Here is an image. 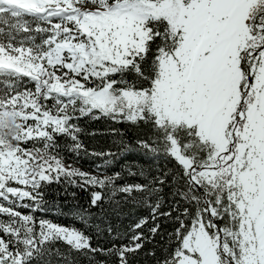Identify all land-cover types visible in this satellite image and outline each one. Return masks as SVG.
<instances>
[{
    "label": "snow or ice",
    "instance_id": "obj_1",
    "mask_svg": "<svg viewBox=\"0 0 264 264\" xmlns=\"http://www.w3.org/2000/svg\"><path fill=\"white\" fill-rule=\"evenodd\" d=\"M141 256L264 264V0H0V264Z\"/></svg>",
    "mask_w": 264,
    "mask_h": 264
},
{
    "label": "trees",
    "instance_id": "obj_2",
    "mask_svg": "<svg viewBox=\"0 0 264 264\" xmlns=\"http://www.w3.org/2000/svg\"><path fill=\"white\" fill-rule=\"evenodd\" d=\"M82 124H84L85 127L92 129V128H104L105 124L102 121H96V122H87V121H82ZM124 127V126H121ZM135 129H129L128 130V137L129 139H134V134H135ZM85 142L91 147V146H103L106 145L109 141L108 137H96V138H89V137H84ZM125 160L129 161V162H133V161H139L141 164L145 163V160L141 157H139L136 154H130L127 157L123 158L120 160L119 164L116 165V170L119 169V166L125 163ZM93 163V161H89V160H84L82 161V166L85 169H88L90 167V164ZM58 191H62V189L58 188V186L53 185L52 188L50 189V192L55 193ZM70 191H73V189H70ZM77 192V197L75 200L72 199L71 196L69 197H61L58 201L60 207L62 208L63 212L65 213H69L70 210L73 208V205L76 203H79L81 205H87V200H88V196L87 193L84 192H80L79 190H75ZM48 199L50 201L52 200H56V196L55 195H49ZM142 214H146V213H142ZM62 222L64 223H70L69 220H64L63 218ZM165 227L167 228L168 226L165 225ZM159 239V238H157ZM140 264H152L151 259H145L143 256H141L140 258Z\"/></svg>",
    "mask_w": 264,
    "mask_h": 264
}]
</instances>
